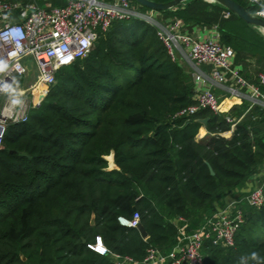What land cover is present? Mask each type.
<instances>
[{"label":"trees","instance_id":"trees-1","mask_svg":"<svg viewBox=\"0 0 264 264\" xmlns=\"http://www.w3.org/2000/svg\"><path fill=\"white\" fill-rule=\"evenodd\" d=\"M234 1L254 13L244 0ZM226 13L203 0L160 12L189 27L218 26L237 63L264 64V35ZM194 96L190 68L170 58L153 26L117 20L100 33L86 58L57 72L28 121L7 127L0 151V264H113L89 247L97 237L112 252L142 260L151 246L166 253L177 244L179 218L192 233L224 208L220 202L264 166V109L253 106L237 123L235 108L177 117ZM228 117L236 123L230 138ZM206 118V125L198 121ZM202 128L207 135L199 138ZM241 208L234 246L207 241L204 264H264V206L242 202ZM135 212L147 239L119 223Z\"/></svg>","mask_w":264,"mask_h":264},{"label":"built area","instance_id":"built-area-1","mask_svg":"<svg viewBox=\"0 0 264 264\" xmlns=\"http://www.w3.org/2000/svg\"><path fill=\"white\" fill-rule=\"evenodd\" d=\"M254 8V15L264 20V0H244ZM230 13H226L228 18ZM142 20L156 29L170 58L191 69L194 83V104L183 108L177 117H192L203 110L222 113V103L213 87H224L230 80L229 93L241 97L239 89L248 91L253 106L264 109V68L258 75L259 86L250 84L236 65V53L221 43L218 26L206 29L198 36L197 26L191 30L182 20L165 19L160 12H144L133 0H69L63 7L46 9L35 1L0 0V151L11 123H23L30 112L40 107L50 89L56 84V74L63 67L86 58L98 40L117 20ZM35 66L34 83L28 84L30 67ZM204 66H211L207 72ZM233 123V132L236 123ZM260 208L264 206V179L244 198L228 202L196 231L186 232V220L179 232L181 238L168 252L149 247L142 260L109 250L101 237L89 247L109 257L113 264H204L203 248L207 241L213 245L232 247L244 222L241 203ZM126 228L138 229L141 216L120 217Z\"/></svg>","mask_w":264,"mask_h":264},{"label":"crops","instance_id":"crops-1","mask_svg":"<svg viewBox=\"0 0 264 264\" xmlns=\"http://www.w3.org/2000/svg\"><path fill=\"white\" fill-rule=\"evenodd\" d=\"M45 4H44V8H52L51 7V3L50 0H44ZM209 27H201V26H197L196 31L199 33L198 36L200 37H204L206 35V29H208ZM194 29V26L191 27V30ZM236 65H239L242 69V75L244 76V78L252 85L255 86H259L258 85V75L259 73L263 70L264 68V64H259L255 58L252 59H248L247 62L245 64L243 63H237V58L235 60ZM190 68V67H189ZM203 69L207 72H210L212 70L211 66H204ZM191 70V69H190ZM191 79H192V84L194 87V83H193V78H192V74H191ZM232 85V80H230L226 85H224V87H213V90L215 91V93L217 94V96L219 97L220 102L222 103V107L224 106L226 101L232 100V99H236L237 101L235 103H233L231 105V107L227 110H224L222 108V113H228L230 112L232 109H236V111L234 112L235 114H240L239 118L236 122H238L239 120H241L249 111L250 109L253 107V101L250 98V95L248 93V91H246V89L242 88L239 89L240 93H241V97L238 96H234L231 95L229 93V87ZM263 90V87L261 88ZM264 91V90H263ZM235 130V128L233 129V131ZM233 134V132L229 133L228 135H226L227 137H231ZM207 135V131L205 128H202L200 130V133L198 135L199 138H202L204 136ZM116 166V165H115ZM117 167H115L114 169H116ZM111 169V168H110ZM264 179V166L259 169L258 173L254 176V178L252 180H250L245 187H242L240 189H237L233 192H231L227 197H225L220 203L223 202V204H226L232 200L238 199L239 197L245 196L247 195V193H249V191H251L253 188H255L262 180ZM218 206V204L216 205Z\"/></svg>","mask_w":264,"mask_h":264},{"label":"water","instance_id":"water-1","mask_svg":"<svg viewBox=\"0 0 264 264\" xmlns=\"http://www.w3.org/2000/svg\"><path fill=\"white\" fill-rule=\"evenodd\" d=\"M137 4L146 7L150 10L161 12V11H168L177 8L181 5H186L188 2L195 1V0H172L170 2H156L153 0H134ZM208 3H216L224 8H226L230 13L235 14L237 17L245 21L248 25L257 28L263 35H264V20L255 16L250 11H248L243 5L234 1V0H203ZM201 124L206 125L209 121L208 118L198 120ZM153 136V134H151ZM211 174L214 175L213 169L210 167ZM129 177H131L129 175ZM92 225L94 224V216L92 217L91 221ZM142 237L144 239L148 238V233L144 226L141 224L138 227ZM85 242V240H84Z\"/></svg>","mask_w":264,"mask_h":264},{"label":"rangeland","instance_id":"rangeland-1","mask_svg":"<svg viewBox=\"0 0 264 264\" xmlns=\"http://www.w3.org/2000/svg\"><path fill=\"white\" fill-rule=\"evenodd\" d=\"M135 4V3H134ZM136 5V4H135ZM137 6V5H136ZM30 73H29V81H28V84H30V83H34V80H35V77H34V74H35V70H36V68H35V66H31L30 67ZM111 165L112 166H114L113 165V161H112V159H111ZM110 168V167H109Z\"/></svg>","mask_w":264,"mask_h":264},{"label":"bare ground","instance_id":"bare-ground-1","mask_svg":"<svg viewBox=\"0 0 264 264\" xmlns=\"http://www.w3.org/2000/svg\"><path fill=\"white\" fill-rule=\"evenodd\" d=\"M237 100L236 99H232V100H229V101H226L224 106L222 107L224 110H227L231 107V105L233 103H235Z\"/></svg>","mask_w":264,"mask_h":264},{"label":"clouds","instance_id":"clouds-1","mask_svg":"<svg viewBox=\"0 0 264 264\" xmlns=\"http://www.w3.org/2000/svg\"><path fill=\"white\" fill-rule=\"evenodd\" d=\"M0 68H2V65H0Z\"/></svg>","mask_w":264,"mask_h":264}]
</instances>
